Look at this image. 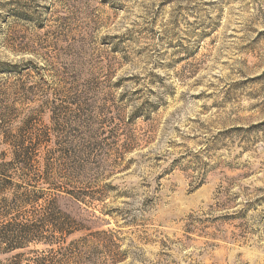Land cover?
I'll use <instances>...</instances> for the list:
<instances>
[{"label": "rangeland", "instance_id": "1", "mask_svg": "<svg viewBox=\"0 0 264 264\" xmlns=\"http://www.w3.org/2000/svg\"><path fill=\"white\" fill-rule=\"evenodd\" d=\"M0 163V264H264V0H0Z\"/></svg>", "mask_w": 264, "mask_h": 264}, {"label": "trees", "instance_id": "2", "mask_svg": "<svg viewBox=\"0 0 264 264\" xmlns=\"http://www.w3.org/2000/svg\"><path fill=\"white\" fill-rule=\"evenodd\" d=\"M10 165L11 164L0 163V177L6 174V169L10 167ZM6 186L5 184H0V195L6 191ZM26 200H28V198ZM43 211L44 216L42 220L39 221V226H24L17 229V231L2 230V232H0V248H2L5 253H12L22 250L29 243H38L46 247H52L55 243H52L50 238L55 237L54 235L65 237L80 231L79 226H81V224L68 213L60 210L56 199L47 202ZM44 228L46 232L51 234L48 236L44 235L42 232ZM43 260L42 257L37 258L33 260V263L40 264Z\"/></svg>", "mask_w": 264, "mask_h": 264}]
</instances>
